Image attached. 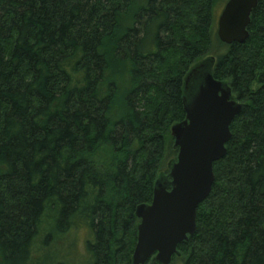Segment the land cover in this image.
<instances>
[{"label":"trees","instance_id":"16d2710c","mask_svg":"<svg viewBox=\"0 0 264 264\" xmlns=\"http://www.w3.org/2000/svg\"><path fill=\"white\" fill-rule=\"evenodd\" d=\"M215 2L0 0V264H30L46 224V242L86 226L87 264H132L184 77L212 51L243 108L173 259L264 264V0L244 42L213 50Z\"/></svg>","mask_w":264,"mask_h":264},{"label":"water","instance_id":"95a60500","mask_svg":"<svg viewBox=\"0 0 264 264\" xmlns=\"http://www.w3.org/2000/svg\"><path fill=\"white\" fill-rule=\"evenodd\" d=\"M258 0H227L217 21L218 38L242 43ZM215 56L197 61L183 80L185 118L171 127L177 157L155 181L150 203L136 207L140 219L132 264L155 257L170 264L178 246L197 229V209L215 181L214 163L227 154L231 124L243 108L226 80L214 76Z\"/></svg>","mask_w":264,"mask_h":264},{"label":"rangeland","instance_id":"374dc122","mask_svg":"<svg viewBox=\"0 0 264 264\" xmlns=\"http://www.w3.org/2000/svg\"><path fill=\"white\" fill-rule=\"evenodd\" d=\"M146 0H131V10L134 11L138 6L143 4ZM225 5L224 0H216L215 2V18L216 23L218 17ZM124 19L128 20V16L125 15ZM127 20L125 22H127ZM216 28V27H215ZM213 50L223 48L220 46V39L215 34L212 37ZM217 51H212L204 58L198 60L202 61L208 56L216 55ZM170 161H167L169 164ZM169 166V165H168ZM165 171H168L165 169ZM164 171V172H165ZM168 173V172H165ZM49 230V226L44 225V232L37 243V248L32 255L30 264H56L59 261H64L66 264H87L90 261V255L86 249V240L90 238V232L84 225H73L67 232L63 234L54 233L46 242V233ZM90 236V237H89ZM171 264H182L181 258L173 259Z\"/></svg>","mask_w":264,"mask_h":264}]
</instances>
